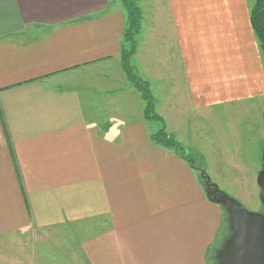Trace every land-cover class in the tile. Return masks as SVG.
I'll return each instance as SVG.
<instances>
[{
    "label": "crops",
    "instance_id": "0c3cea01",
    "mask_svg": "<svg viewBox=\"0 0 264 264\" xmlns=\"http://www.w3.org/2000/svg\"><path fill=\"white\" fill-rule=\"evenodd\" d=\"M117 1L0 0V264H212L225 209L151 142L159 124L120 67ZM253 3L142 0L131 62L167 132L236 158L248 141L256 164L263 120L244 116L264 111ZM71 227L92 232L63 248Z\"/></svg>",
    "mask_w": 264,
    "mask_h": 264
},
{
    "label": "rangeland",
    "instance_id": "374dc122",
    "mask_svg": "<svg viewBox=\"0 0 264 264\" xmlns=\"http://www.w3.org/2000/svg\"><path fill=\"white\" fill-rule=\"evenodd\" d=\"M137 3L142 11V7H143L142 0H137ZM117 4L120 5V2L117 1ZM140 37H141V32L137 36L138 42ZM131 63L132 66L134 67L136 74L140 75V70L137 64H135V61L134 62L132 61ZM244 116L245 118H255L256 121L259 118L263 120V124L261 125V129H262L261 134L259 135L258 130L256 129L255 135L252 136L251 139L253 140V142L256 140V142L258 143L259 142L258 139L260 137V142L264 143V111L262 115H259L258 110L251 109V110H247ZM245 128L246 131H248V125H246ZM212 139L217 140V138H211V140ZM177 140L183 145H185V147H187L186 149L189 151L190 154L196 157L195 165L203 169L204 175L207 176L209 184L217 185L220 191L226 193L231 198L239 202L245 210L255 213L262 212L263 210L262 204L260 202V199L257 198V195L263 196V194L261 193L260 189H255L254 187L255 184L253 183L252 179L254 176V171L260 170V168L263 165L264 146H263L260 162L255 164V161L257 159L255 156H253V154L255 153L254 148H252L250 151L246 150V146L248 145L249 142L242 139H239L240 140L239 147H244L245 151H240V155L244 154L245 156H240L238 158L230 155L228 156L227 154L218 155V153L220 152L219 149H221L219 147L221 141H210V142L206 141V142H202L204 145L203 147L190 148V146L183 143L181 138H178ZM257 147L258 146H256V149ZM248 153H250L251 155L246 156V154ZM216 155H218V157ZM236 162H238V166H239L238 168L234 166L236 165ZM196 172L204 189L207 192H212L211 190L213 189L211 188L208 189L209 191L207 190L204 181L200 178V172L199 171ZM241 178H244V181L242 182V184H239ZM237 179H239L238 182L235 181ZM91 232L92 230L89 229L83 231V230H79V228L77 227H71L63 233L62 237H59L60 239L59 241H61L63 248H78V246L84 240L89 238ZM221 235L223 237L221 242H218L209 250V254H208L209 260L211 261L212 264H217L219 253L223 250L225 244L232 237L231 222L226 211L224 213L223 229L221 231Z\"/></svg>",
    "mask_w": 264,
    "mask_h": 264
},
{
    "label": "trees",
    "instance_id": "16d2710c",
    "mask_svg": "<svg viewBox=\"0 0 264 264\" xmlns=\"http://www.w3.org/2000/svg\"><path fill=\"white\" fill-rule=\"evenodd\" d=\"M118 1L121 3L126 14V26L120 46V67L128 83L139 92L144 102L143 118L159 124V128L150 135L151 142L157 146L173 151L193 169L200 172V178L204 181L207 190L209 188L214 190L216 186L209 184L203 169L195 165L196 157L189 153L174 134L166 131L164 120L155 111V99L150 90L149 83L136 74L131 64L137 45L136 38L141 30L142 13L137 0ZM249 15L251 27L264 57V0H254Z\"/></svg>",
    "mask_w": 264,
    "mask_h": 264
},
{
    "label": "water",
    "instance_id": "95a60500",
    "mask_svg": "<svg viewBox=\"0 0 264 264\" xmlns=\"http://www.w3.org/2000/svg\"><path fill=\"white\" fill-rule=\"evenodd\" d=\"M256 183L264 193V163ZM207 199L223 206L232 228V237L219 253L217 264H264V213L245 210L217 187L207 192Z\"/></svg>",
    "mask_w": 264,
    "mask_h": 264
},
{
    "label": "flooded vegetation",
    "instance_id": "af4514ba",
    "mask_svg": "<svg viewBox=\"0 0 264 264\" xmlns=\"http://www.w3.org/2000/svg\"><path fill=\"white\" fill-rule=\"evenodd\" d=\"M264 163V162H263ZM262 170V167L260 168V170L258 171V173L260 172ZM211 191H213V190H211ZM261 191V190H260ZM261 193L263 194V196H260V202H261V204H262V208H263V210H262V212L261 213H264V204H263V202H262V199H264V193L261 191Z\"/></svg>",
    "mask_w": 264,
    "mask_h": 264
}]
</instances>
